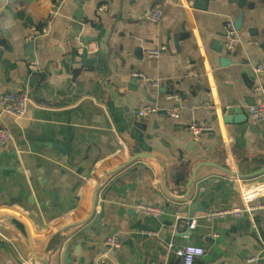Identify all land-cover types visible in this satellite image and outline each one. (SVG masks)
<instances>
[{
	"label": "crops",
	"instance_id": "0c3cea01",
	"mask_svg": "<svg viewBox=\"0 0 264 264\" xmlns=\"http://www.w3.org/2000/svg\"><path fill=\"white\" fill-rule=\"evenodd\" d=\"M240 1L209 0L199 10L194 0H0V97H31L21 120L0 109L12 135L0 145V264H180L171 244L204 249L196 264H246L261 253L263 210L213 221L199 211L195 230L176 227L188 216L180 212L188 192L209 212L242 206L240 185L264 182L254 177L264 168V122L254 123L246 104L264 101V71L256 91L242 77L264 65V0L245 1L228 55L224 25L235 24ZM159 8L153 24L148 16ZM153 50H162L158 58ZM222 57L232 64L222 67ZM78 98L83 114L70 121L63 104ZM146 106L157 112L140 117ZM235 107L245 115L223 113ZM192 123L207 129L195 138ZM41 137L72 149L31 150ZM139 154L153 157L105 178L92 220L73 227L88 218L99 180ZM142 203L165 214L140 215ZM111 235L121 241L115 253L105 244Z\"/></svg>",
	"mask_w": 264,
	"mask_h": 264
},
{
	"label": "built area",
	"instance_id": "2783aa9c",
	"mask_svg": "<svg viewBox=\"0 0 264 264\" xmlns=\"http://www.w3.org/2000/svg\"><path fill=\"white\" fill-rule=\"evenodd\" d=\"M163 12L162 10L156 9L149 16L148 19L153 24H158L162 19ZM224 49L228 55H233L238 46V31L235 28L234 22L232 20H228L224 25ZM163 49V48H162ZM165 49V48H164ZM162 50H153L148 53L150 57L158 58L161 54ZM264 65H259L256 68V72H263ZM144 79V81L149 85V87L153 89L160 88V80L158 79H148L144 76H140ZM31 102V97L26 91H19L15 93H6L0 97V109L3 113L17 119H23L27 112L28 107ZM157 112V108L155 106H146L140 109L139 116L146 117L150 114H154ZM170 116H176L175 110H170L168 112ZM249 114L251 120L254 123L264 122V101L260 104L249 107ZM207 128L200 126L197 123H192L190 126V130L193 133L195 138L201 136V134ZM12 140V135L8 129L3 126H0V145H6ZM237 183L241 184V181L237 179ZM240 193L242 198V206L235 208H228L224 210H211L206 213L205 218L213 221V220H226V219H240L244 217L251 216L255 211L263 210L264 211V203L261 202V199L264 198V182L256 188L249 189L246 186L240 185ZM135 211L143 216H151L160 218L165 214V210L163 208L147 205V204H138L135 207ZM180 217H177V221ZM187 224V223H186ZM177 229L179 230L178 225L176 224ZM197 227V221L192 219L188 229L195 230ZM149 235H155V233H149ZM212 239H216L218 237L217 234L210 235ZM108 250L117 252L121 248V241L117 235H111L107 237L105 242ZM170 252H172L176 258L180 260V264H196V261L203 257L206 253L204 249L196 246H185L182 248H175L173 244L170 245ZM31 264V263H30ZM35 264V263H34ZM154 264V263H150ZM246 264H264V248L261 253L257 256H251L246 259Z\"/></svg>",
	"mask_w": 264,
	"mask_h": 264
},
{
	"label": "water",
	"instance_id": "95a60500",
	"mask_svg": "<svg viewBox=\"0 0 264 264\" xmlns=\"http://www.w3.org/2000/svg\"><path fill=\"white\" fill-rule=\"evenodd\" d=\"M245 1L246 0H241L240 3H239V9H240L239 17L236 19L235 24H234L236 30H240V28L242 26L243 9H244V6H245ZM208 2H209V0H194L193 5H194L195 9L206 10ZM27 21L29 22L28 19H27ZM178 40H182V36L179 37L175 41V43H177ZM33 47H34V42H29V44H28V49L30 50L29 54H32ZM213 48H214L215 51H217L219 53L222 52V44H220L218 42L214 43V47ZM86 56H87V52H86V50H84L83 57L86 58ZM230 64H232V61L230 59H228L226 57H222L220 59V65L222 67H227ZM258 66H259L258 64H254L253 68L256 70V68ZM242 77H243V79L246 82L247 88L249 90H251V91H256V89H257L256 81L258 80V78H260L258 73H255V72L251 73L247 68H245L244 71H243ZM136 80H137L136 78H133V80H131V85L135 86ZM78 102H79V98L78 99H72L71 103H69V104H68V102H65L63 104L66 107L69 108L67 116H68L70 121H71V114L73 112H79L80 114H83V110L81 109V107L76 106L78 104ZM246 104H247L248 107L254 106L255 105L254 98H246ZM234 112L235 113L241 112V114L245 115V112H244L243 108H236L235 107V108H226V109L223 110V113L224 114H228V115H231ZM38 145H44V146H46L48 148H56L59 151H61L62 153H70V151L72 149L71 146H69V149L67 151H64L63 148L60 145L51 142L49 139L41 137V138H39L38 143L31 147V150H34V148L36 146H38ZM151 157H153V156L148 155V154H139V155L133 156V158H131V160H129L126 164H123V165L118 166L117 168H115L113 170H110L101 180H99V182L96 184V186L94 188L93 198H92V207H91V211H90V213L88 215V218L85 221H83L82 223H78V224L74 225L73 227L80 226V225L85 224L86 222L92 220V218H93V216L95 214V211H96L100 188H101L102 182H103V180L105 178H107V177H109V176H111V175H113V174H115L117 172H120L121 170H123L128 165H130L131 163L135 162L136 160L146 159V158H151ZM197 169L198 168H196L193 171L192 179L190 181V185L194 182ZM263 174H264V168L261 170V172L258 175L254 176V177H260ZM188 193L189 194H187V196L184 197L183 199H181V201H180L181 203H183V205H187L188 203L189 204L191 203V204L186 206V207H184L182 210H180L181 213H187L188 216L186 218H179L178 221H176V224L178 225L179 230H181V229L182 230H188L190 222H191V220L193 219L194 215L197 212L200 211V212L208 213V211L205 208H203V204L204 203L200 201L201 196L197 200L194 201L193 200L194 198H192L190 192H188ZM102 214L103 213H101V215ZM100 220H101V218L97 220L95 225H97L98 222H100ZM65 240H66V238L62 237V239H61L62 245L65 242ZM70 249H71V245L67 246L66 256H68V253H69ZM34 263H35V261L33 260L31 262V264H34Z\"/></svg>",
	"mask_w": 264,
	"mask_h": 264
}]
</instances>
